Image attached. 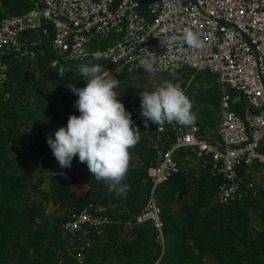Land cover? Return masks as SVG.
<instances>
[{
    "label": "trees",
    "instance_id": "1",
    "mask_svg": "<svg viewBox=\"0 0 264 264\" xmlns=\"http://www.w3.org/2000/svg\"><path fill=\"white\" fill-rule=\"evenodd\" d=\"M40 1L0 0V21L25 14ZM35 36L28 35V40ZM36 37L40 41L29 46L34 58L5 57L10 68L5 87L9 98L0 100V264H59L60 260L79 264L63 224L70 212L90 205L114 222L91 230L92 246L80 264H209L208 258L215 264H264V187L244 174L245 183L252 182L255 188L244 186L241 200L219 202L216 195L221 179L183 151L177 156L179 170L158 190L164 243L149 222L134 223L131 228L124 225L135 221L146 206L152 185L149 171L158 151L156 137L146 140L142 134L141 87L130 85L119 98L141 137L130 150L124 180L130 185L127 194L108 193L104 182H98L78 156L70 168L61 169L47 139H55V132L67 125L70 115H80L74 107L78 97L67 85L85 86L79 74L81 65H101L103 73L117 67L103 58L94 59L95 49L83 60L75 63L69 58L60 66L62 56H68L57 53L51 39ZM102 48L106 49L105 44ZM61 67L66 69L63 75L58 72ZM117 79L122 81L124 76ZM149 125L156 128L151 122ZM163 139L175 142V135L167 133ZM161 144L164 146L163 141ZM259 151L264 155V141ZM260 167L264 162L258 161L252 174ZM70 182L88 185L98 194L80 197L71 190ZM34 195L39 197L37 204ZM51 206L64 209L65 215L52 217Z\"/></svg>",
    "mask_w": 264,
    "mask_h": 264
},
{
    "label": "built area",
    "instance_id": "2",
    "mask_svg": "<svg viewBox=\"0 0 264 264\" xmlns=\"http://www.w3.org/2000/svg\"><path fill=\"white\" fill-rule=\"evenodd\" d=\"M186 28L199 34L203 50L186 45L167 49L160 44L165 35L180 34ZM30 34L51 39L57 53L77 60L90 55L88 45L97 37L116 38L109 48L97 51L116 71H146L141 61L149 58L155 73L175 74L187 66L217 76L219 141L207 139L195 123L156 125L158 151L149 171L148 200L135 221L124 222L127 228L149 222L164 243L158 190L179 170L180 151L194 155L221 179L219 202L241 200L244 186L255 188L252 182L245 183L243 175H252L256 163L264 162L259 151L264 141V0H41L29 12L0 21V100L9 98L5 87L10 66L5 57L23 60L36 55L29 47L36 36L28 40ZM167 133L175 135V142L163 139ZM161 141L170 146L163 148ZM113 222L93 205L70 212L63 229L78 252L79 264L92 246L91 230Z\"/></svg>",
    "mask_w": 264,
    "mask_h": 264
},
{
    "label": "clouds",
    "instance_id": "3",
    "mask_svg": "<svg viewBox=\"0 0 264 264\" xmlns=\"http://www.w3.org/2000/svg\"><path fill=\"white\" fill-rule=\"evenodd\" d=\"M159 41L167 49L185 45L192 50L205 47L199 34L188 28L180 34L165 35ZM93 55L94 59L102 57L100 52ZM141 64L146 71L155 73L151 59L145 58ZM65 71L63 67L58 70L61 75ZM79 74L85 86L77 88L70 83L67 87L78 97L74 107L80 115H70L67 125L55 132V139L49 136L47 143L61 169L70 168L73 158L78 156L92 176L104 182L108 193L126 195L130 190V185L124 183L130 166V150L140 141V130L133 126L131 113L126 111L115 91L119 79L106 78L103 67L98 64L81 65ZM140 99L145 127L149 122L163 128L165 123L188 126L196 121L192 101L179 83L164 80L153 91H142Z\"/></svg>",
    "mask_w": 264,
    "mask_h": 264
},
{
    "label": "rangeland",
    "instance_id": "4",
    "mask_svg": "<svg viewBox=\"0 0 264 264\" xmlns=\"http://www.w3.org/2000/svg\"><path fill=\"white\" fill-rule=\"evenodd\" d=\"M119 38L118 40H121ZM116 38H112L110 41H116ZM40 37H36L35 42H39ZM108 42L100 37H97L89 45V50H100L102 45L105 44L106 48L111 46L112 42ZM107 42V43H106ZM60 66H63L65 62L69 61V58L62 56ZM80 60L74 59V62ZM74 65L75 63L71 61ZM68 67H71L68 65ZM125 71H114L103 73L106 78H120L124 76V79L120 81L119 86L115 89L118 98H122L125 95L127 88L132 85L138 88H143V91H153L155 87L161 84L164 80L172 81L173 83H179L181 88L185 91V94L190 98L193 104L192 111L196 113V121L202 123L205 135L207 139L217 142L218 137V123L221 114L220 100H221V86L216 75L211 74L207 71H195L187 66H181L175 74L165 73H150L148 71H137L132 73L123 74ZM59 100V99H58ZM73 107V105H71ZM143 119V118H142ZM141 119V120H142ZM142 134L146 137L155 138V127L149 125L145 127L144 119L142 126ZM148 134L150 136H148ZM252 178L256 181L259 186L264 187V167H260L254 171ZM49 181H46V185ZM71 190L80 197L89 195V197H95L97 190H90L88 185L76 184L70 182ZM33 201L35 204L39 202L38 195H34ZM49 214L52 217H63L65 210L62 208H49ZM209 264H215V261L211 258L207 259Z\"/></svg>",
    "mask_w": 264,
    "mask_h": 264
},
{
    "label": "crops",
    "instance_id": "5",
    "mask_svg": "<svg viewBox=\"0 0 264 264\" xmlns=\"http://www.w3.org/2000/svg\"><path fill=\"white\" fill-rule=\"evenodd\" d=\"M137 72V71H136ZM195 124H197V125H199L200 127H201V130H202V134L204 135V136H206L205 135V132H204V129H203V126H202V123H200L199 121H195L194 122ZM219 124V123H218ZM98 194V193H97Z\"/></svg>",
    "mask_w": 264,
    "mask_h": 264
}]
</instances>
